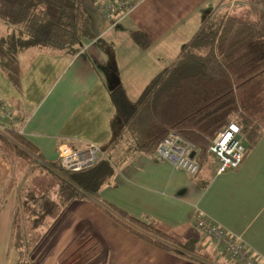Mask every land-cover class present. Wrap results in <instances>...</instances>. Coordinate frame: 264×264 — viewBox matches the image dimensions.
<instances>
[{
  "label": "crops",
  "instance_id": "0c3cea01",
  "mask_svg": "<svg viewBox=\"0 0 264 264\" xmlns=\"http://www.w3.org/2000/svg\"><path fill=\"white\" fill-rule=\"evenodd\" d=\"M208 1L145 0L108 30L85 0L94 39L76 55L24 51L17 56V84L0 69V100L20 120L18 135L31 151L19 147L12 156L26 168L30 154L36 167L30 177L24 170L13 175L0 157V264H236L193 226L196 211L240 236L264 264V134L236 170L217 175L210 155L208 165L189 177L131 146L114 103L118 97L136 103L173 65L205 17L198 8ZM214 1L217 7L225 0ZM63 140L95 143L110 162L113 172L100 189V206L154 222L157 230L183 241L196 239L199 255L164 250L136 236L116 212L106 214L91 200L61 211L53 169ZM28 240L37 243L32 247Z\"/></svg>",
  "mask_w": 264,
  "mask_h": 264
},
{
  "label": "trees",
  "instance_id": "16d2710c",
  "mask_svg": "<svg viewBox=\"0 0 264 264\" xmlns=\"http://www.w3.org/2000/svg\"><path fill=\"white\" fill-rule=\"evenodd\" d=\"M244 1L243 12L217 15L216 9L205 15L178 59L146 88L136 103L130 105L123 97L114 101L125 119L126 138L131 146L151 154L174 130L199 150L196 160L201 169L210 161L209 140L237 115L247 139V151L254 147L264 134V0ZM0 26L6 31L2 38L6 49L0 46V67L14 84L20 79L17 56L22 51L50 49L72 57L84 43L94 39L85 0H0ZM133 37L140 43L137 35ZM20 127L0 131L2 159L8 158L7 153H18V147L8 139L20 140ZM54 170L62 211L75 201L91 200L106 214L113 211L128 222L140 224L138 230H132L117 219L136 236L164 250L199 255L198 240L169 236L157 230L154 222L147 225L98 204L100 189L113 172L107 157L79 173L64 171L59 165Z\"/></svg>",
  "mask_w": 264,
  "mask_h": 264
},
{
  "label": "built area",
  "instance_id": "2783aa9c",
  "mask_svg": "<svg viewBox=\"0 0 264 264\" xmlns=\"http://www.w3.org/2000/svg\"><path fill=\"white\" fill-rule=\"evenodd\" d=\"M102 18L108 29L116 27L124 18L130 16L145 0H88ZM233 117V116H232ZM229 119L227 125L209 140L208 153L215 157L217 175L236 170L242 164L246 153V137L241 124ZM20 120L6 104L0 100V131L18 127ZM21 132V129H19ZM198 149L179 133L170 130L153 151V156L189 177L199 171L196 160ZM59 165L62 170L78 173L93 168L102 158L101 148L92 142L63 140L57 146ZM194 155L193 157H191ZM193 226L213 242L220 252L236 264H258L246 243L240 236L228 232L210 218L198 211L192 218Z\"/></svg>",
  "mask_w": 264,
  "mask_h": 264
},
{
  "label": "rangeland",
  "instance_id": "374dc122",
  "mask_svg": "<svg viewBox=\"0 0 264 264\" xmlns=\"http://www.w3.org/2000/svg\"><path fill=\"white\" fill-rule=\"evenodd\" d=\"M88 1V0H87ZM89 2V1H88ZM216 1H214V0H209L205 5H204V3H202V5L198 8V12H203V11H206V14L205 15H207L209 12H212L213 10H216L217 9V15L219 14V13H224L225 11H233V12H235L236 13V11H238V10H242L241 12H243L244 10V7H245V1L244 0H225L224 2H220L219 4H218V6L216 7ZM234 13V14H235ZM102 17V16H101ZM106 22V21H105ZM107 23V22H106ZM109 30V29H108ZM6 33V31H4L3 29H2V27L0 26V46H2V47H5L4 49H6V44L4 43V41H3V36H4V34ZM5 38V37H4ZM31 50V49H30ZM23 52L24 51H22V53H20L19 55H18V57L20 58L21 57V55L23 54ZM0 69H1V67H0ZM2 70V69H1ZM3 71V70H2ZM6 75V74H5ZM6 77H7V75H6ZM232 119H234V120H236L239 124H241V120H240V118L237 116V115H233V117H232ZM246 137V136H245ZM14 139H8L10 142L12 141L13 142V144H15L18 148L19 147H22V149H24L25 151H27V153H29V152H31V151H29L28 149H26L22 144V142H20V140H18V139H16L15 137H13ZM19 142V143H18ZM20 143H21V145H20ZM246 143H247V139H246ZM102 153H103V151H102ZM11 156V157H10ZM7 159H4V160H8V164L9 165H11L10 167L12 168L11 170H12V174L14 175L15 174V171L17 170L18 171V173L19 174H21L22 173V170H24V173H25V176L26 177H30L32 174H34V172H35V168L36 167H34V164H33V160L30 158V155H28V157L29 158H27L28 160H27V165H26V168H22L23 167V165L21 164L22 162L21 161H19L15 156H12V154H9V153H7ZM103 157H105V155L103 154ZM3 163V160L0 158V163ZM6 164V163H5ZM26 170V171H25ZM89 170V169H88ZM53 171H55L54 169H53ZM25 179H28V178H25ZM28 196H29V194H28ZM27 196V197H28ZM29 198V197H28ZM17 199L18 200H22L21 198H18V196H17ZM29 200L30 201H32V199H30L29 198ZM20 205V204H19ZM63 210V208L61 207V211ZM118 217L123 221V222H125V223H127L129 226H130V228H132V230H138V228H140L141 227V225L140 224H137V223H132V222H128V220L127 219H125V218H123V217H121L119 214H118ZM145 224H147V223H145ZM148 225V224H147ZM0 229H1V226H0ZM143 231H146V232H149V231H147L146 229H142ZM152 232V231H151ZM37 243V241H35V240H28V245L29 246H31L32 245V247L35 245Z\"/></svg>",
  "mask_w": 264,
  "mask_h": 264
},
{
  "label": "water",
  "instance_id": "95a60500",
  "mask_svg": "<svg viewBox=\"0 0 264 264\" xmlns=\"http://www.w3.org/2000/svg\"><path fill=\"white\" fill-rule=\"evenodd\" d=\"M194 155H192L191 157H193Z\"/></svg>",
  "mask_w": 264,
  "mask_h": 264
}]
</instances>
